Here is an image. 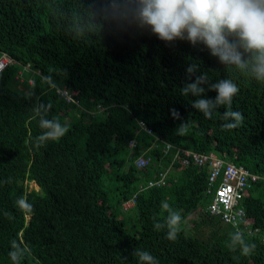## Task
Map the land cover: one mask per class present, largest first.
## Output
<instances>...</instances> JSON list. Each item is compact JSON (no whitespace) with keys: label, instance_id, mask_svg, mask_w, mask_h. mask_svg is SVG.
I'll use <instances>...</instances> for the list:
<instances>
[{"label":"trees","instance_id":"16d2710c","mask_svg":"<svg viewBox=\"0 0 264 264\" xmlns=\"http://www.w3.org/2000/svg\"><path fill=\"white\" fill-rule=\"evenodd\" d=\"M2 53L13 61L0 71V264H13V240L31 248L22 264H138L136 249L159 264H264L262 177L244 192L238 229L202 205L211 200L207 164L176 159L160 184L146 186L176 148L181 156L183 149L213 152L263 175L264 84L226 68L202 44L159 41L111 0H0ZM27 66L35 78L20 84L19 70L32 75ZM205 73L200 97L181 95ZM224 78L237 84L232 111L244 116L232 130L221 129L234 123L220 119L223 107L212 119L192 107L198 98L215 99L208 86ZM53 117L69 131L37 146L46 131L40 121ZM184 124L189 131L180 135ZM165 143L174 148L167 154ZM148 147L147 163L137 167ZM20 196L33 205L31 214L14 207ZM162 202L181 215L175 241L165 238L166 227H155L167 219ZM237 231L256 245L251 256H241L239 245L235 252L226 247Z\"/></svg>","mask_w":264,"mask_h":264},{"label":"clouds","instance_id":"9594fccd","mask_svg":"<svg viewBox=\"0 0 264 264\" xmlns=\"http://www.w3.org/2000/svg\"><path fill=\"white\" fill-rule=\"evenodd\" d=\"M118 12H127L136 25L147 29L159 41L168 44L180 40L191 45L202 44L209 50L211 56L218 58L226 68H234L246 78L264 84V0H111ZM196 65L186 69L189 74L196 70ZM207 74L196 76L194 82L186 84L181 89V95L200 97L207 83ZM209 91L216 93L215 99L198 98L192 107L203 113L206 119H212L223 107L225 111L219 114L221 120L231 118L234 123L224 124L222 130H232L242 126L244 116L240 111H232L233 97L239 92L237 84L231 78L220 79L208 86ZM175 118H179L176 110H171ZM39 127L46 129L37 137V146H43L47 141L58 142L69 131V126L62 124L59 118L42 119ZM180 135H186L189 125H181ZM170 148L171 145H166ZM14 207L21 213L31 214L33 205L26 198L16 199ZM163 211L167 212L164 224L156 223V229H168L166 239L175 241L181 231V215L169 204L162 202ZM13 219L12 214H6ZM231 243L226 245L232 252L240 247V255L251 256L256 245L245 241L239 231L230 234ZM12 251L8 253L13 264L31 255V248L17 240L11 242ZM133 255L138 264H159L148 251L136 249Z\"/></svg>","mask_w":264,"mask_h":264},{"label":"built area","instance_id":"2783aa9c","mask_svg":"<svg viewBox=\"0 0 264 264\" xmlns=\"http://www.w3.org/2000/svg\"><path fill=\"white\" fill-rule=\"evenodd\" d=\"M13 59L7 54L2 53L0 56V71L4 69L8 64L12 63ZM22 70H19L18 74ZM64 97L70 101L72 98L68 93L63 92ZM142 129L148 130L143 122H139ZM149 131V130H148ZM166 145H171L165 143L162 151L167 154L170 150L174 149L171 145L167 148ZM130 147L135 146L134 141L129 142ZM152 146H156L155 142ZM148 147L141 154L135 158V164L137 167H142L147 163L146 154L149 151ZM179 148H176L169 164L164 168L163 171L159 173V177L153 180H149L146 186H151L154 184H160L171 164L176 159H179L181 163L188 165L191 161L198 167L208 165V186L206 189L207 194L211 195V200L206 206V210L215 216H219L221 222L238 229V221L245 216V207L243 204L244 192L251 185V183L257 180L259 177L264 179V174L259 175L251 172L249 169L242 165H236L230 161H224L222 158L218 157L215 153L210 152L208 154L203 152L192 151L188 149H183V156L179 154ZM143 188V185L139 186ZM135 194L132 198L123 203V208L128 209L134 204ZM264 237V233H263Z\"/></svg>","mask_w":264,"mask_h":264},{"label":"rangeland","instance_id":"374dc122","mask_svg":"<svg viewBox=\"0 0 264 264\" xmlns=\"http://www.w3.org/2000/svg\"><path fill=\"white\" fill-rule=\"evenodd\" d=\"M25 69H29V71H27V72H30L31 74H32V70L30 71V68L27 66V68H25ZM34 74L35 73H33L32 75H29V74H26V73H24V75H23V71H21V73L20 74H18L17 73V75H16V78L18 79V82L20 83V84H25L26 82H27V84L28 83H32V81L34 80ZM29 187H35V188H38L37 187V185H35V183H33V182H30L29 183V185H28ZM208 202V201H207ZM207 202H203V204L202 205H207ZM206 203V204H205ZM133 211V210H132ZM132 211L130 212L131 214H132ZM197 215V213H193V214H191V215H189L188 217H187V219H186V226H187V228H188V230H190V228H191V226H192V222H191V219H193L195 216ZM131 223L132 222H128V226H130L131 225Z\"/></svg>","mask_w":264,"mask_h":264},{"label":"bare ground","instance_id":"6f19581e","mask_svg":"<svg viewBox=\"0 0 264 264\" xmlns=\"http://www.w3.org/2000/svg\"><path fill=\"white\" fill-rule=\"evenodd\" d=\"M261 88V87H260ZM261 90V89H260ZM261 92H262V90H261ZM247 104V103H246ZM249 106V105H248ZM240 107V106H239ZM256 109V108H255ZM258 112V111H257ZM27 187V186H26Z\"/></svg>","mask_w":264,"mask_h":264}]
</instances>
